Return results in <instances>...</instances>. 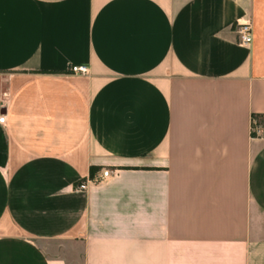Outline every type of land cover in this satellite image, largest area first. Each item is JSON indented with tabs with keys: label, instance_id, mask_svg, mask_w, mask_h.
<instances>
[{
	"label": "crops",
	"instance_id": "crops-1",
	"mask_svg": "<svg viewBox=\"0 0 264 264\" xmlns=\"http://www.w3.org/2000/svg\"><path fill=\"white\" fill-rule=\"evenodd\" d=\"M0 114V264H264V0H0Z\"/></svg>",
	"mask_w": 264,
	"mask_h": 264
},
{
	"label": "built area",
	"instance_id": "built-area-1",
	"mask_svg": "<svg viewBox=\"0 0 264 264\" xmlns=\"http://www.w3.org/2000/svg\"><path fill=\"white\" fill-rule=\"evenodd\" d=\"M238 43L242 45H249L252 41V26L249 21H244L237 23L236 26ZM68 71L71 73H84L86 71L84 66H76L70 65L68 67ZM5 122V115L0 114V123ZM252 131L257 132L259 134L260 130L257 128H253ZM109 175V171L105 170L102 172V177H107ZM86 188V182H81L76 186V190H83Z\"/></svg>",
	"mask_w": 264,
	"mask_h": 264
},
{
	"label": "trees",
	"instance_id": "trees-1",
	"mask_svg": "<svg viewBox=\"0 0 264 264\" xmlns=\"http://www.w3.org/2000/svg\"><path fill=\"white\" fill-rule=\"evenodd\" d=\"M261 116L260 115H253L252 116V129L258 125H260ZM252 135L255 136L256 134L252 131Z\"/></svg>",
	"mask_w": 264,
	"mask_h": 264
},
{
	"label": "rangeland",
	"instance_id": "rangeland-1",
	"mask_svg": "<svg viewBox=\"0 0 264 264\" xmlns=\"http://www.w3.org/2000/svg\"><path fill=\"white\" fill-rule=\"evenodd\" d=\"M255 128H257V129L260 130L259 134L264 133V118H262V119L260 120V125L254 127V129H255ZM254 133H255L256 135H258L257 132H254Z\"/></svg>",
	"mask_w": 264,
	"mask_h": 264
}]
</instances>
